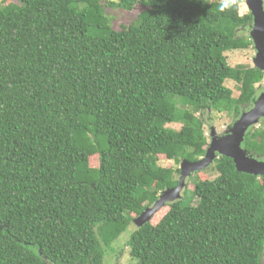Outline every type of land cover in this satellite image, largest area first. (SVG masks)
I'll return each instance as SVG.
<instances>
[{"label": "trees", "instance_id": "obj_1", "mask_svg": "<svg viewBox=\"0 0 264 264\" xmlns=\"http://www.w3.org/2000/svg\"><path fill=\"white\" fill-rule=\"evenodd\" d=\"M241 1L0 4V264H104L128 228V264H264V177L223 155L155 223L132 224L179 181L159 156L197 161L205 115L238 117L258 97L263 71L224 54L253 43ZM136 5L114 29L106 9ZM260 123L242 147L264 159Z\"/></svg>", "mask_w": 264, "mask_h": 264}, {"label": "water", "instance_id": "obj_2", "mask_svg": "<svg viewBox=\"0 0 264 264\" xmlns=\"http://www.w3.org/2000/svg\"><path fill=\"white\" fill-rule=\"evenodd\" d=\"M249 12L252 14V28L249 36L256 50L253 65L264 73V2L263 0H244ZM264 117V89L257 97L253 106L244 111L235 123L230 132L224 136L217 135L215 129L211 128L210 142L204 156L197 161L183 160L180 164V175L177 185L168 188L160 194L153 205L147 207L134 220L133 224L141 226L146 223L158 208L167 202L180 198V192L186 185V179L193 171H198L209 166L220 155L233 160L235 168L239 172L264 177V162L246 154L242 148L244 136L248 130Z\"/></svg>", "mask_w": 264, "mask_h": 264}, {"label": "rangeland", "instance_id": "obj_3", "mask_svg": "<svg viewBox=\"0 0 264 264\" xmlns=\"http://www.w3.org/2000/svg\"><path fill=\"white\" fill-rule=\"evenodd\" d=\"M9 2L12 3H18V0H0L1 5H5ZM239 12L240 14L247 13L249 11L245 1L240 2ZM143 9L141 5H136L131 11H125L119 8H107L106 12L108 16L110 17L112 27L116 30L120 29L122 25H129L133 20L136 19L138 13ZM250 32V31H249ZM226 56V60L234 68H248L252 67L253 65V59L256 54V50L254 48V45L252 43L251 46H249L246 49H238V50H229L224 53ZM225 85L229 87L233 91V95L237 96L239 94L238 88L239 84L232 80H227L225 82ZM257 92L260 93L263 91L264 85L263 81L260 84H256ZM247 110V109H246ZM244 110V111H246ZM206 119L208 120L206 127H207V135L210 139V132L211 128L215 129V133L220 136H224L228 132H230V129L232 125L235 123L237 116H228L226 113H219L214 111H209L208 115H205ZM261 120L258 121L255 125L252 127L261 128ZM170 128L178 129L180 128V124L174 123L169 125ZM251 127V128H252ZM250 128V129H251ZM158 164L165 167H179L180 165H175V163L171 160L166 159L164 156H159L158 158ZM89 165L91 167H97L98 166V156L93 155L89 159ZM216 172L213 169L212 165L205 167L204 169L193 171L190 176L187 177V188L188 192L193 189V184L196 179H206V178H214ZM161 194V193H160ZM159 194V196H160ZM191 194V191L188 193ZM196 200L194 199L195 203ZM167 210V208L160 207L157 209L156 213H153V218L151 219L152 223H155L159 218L162 216V214ZM155 214V215H154ZM133 224V223H132ZM134 226V224H133ZM132 229L129 228L122 234L120 240L115 243V251L112 253L110 252L105 259L104 264H128L130 262H133V258L129 253V249L126 245V240L128 238V235Z\"/></svg>", "mask_w": 264, "mask_h": 264}, {"label": "flooded vegetation", "instance_id": "obj_4", "mask_svg": "<svg viewBox=\"0 0 264 264\" xmlns=\"http://www.w3.org/2000/svg\"><path fill=\"white\" fill-rule=\"evenodd\" d=\"M263 85H264V79H263ZM263 89H264V88H263ZM258 94H259V93H258ZM258 96H259V95H258ZM247 107H248V106H247ZM247 107L244 108V109L242 110V112L240 113V115L244 112V110H246V109L248 110V109H249V108H247ZM240 115H239V116H240ZM239 116H238V117H239ZM238 117L236 118V120L238 119ZM263 118H264V117H263ZM263 118H261L260 120H262ZM260 120H259V121H260ZM251 129H252V128H251ZM251 129H250V130H251ZM257 129H259V128H257ZM248 132H249V131H248ZM210 139H211V138H210ZM241 146H242V145H241ZM242 148H243V147H242ZM247 155H249L250 157L255 158V159H257V160H260L261 162H264V159H262V158L259 157V156L257 157L256 155H250V154H248V153H247Z\"/></svg>", "mask_w": 264, "mask_h": 264}]
</instances>
